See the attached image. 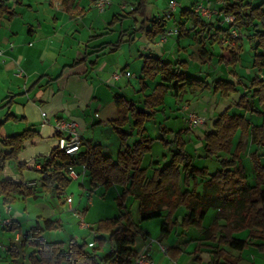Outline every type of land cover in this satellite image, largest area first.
Listing matches in <instances>:
<instances>
[{
    "label": "trees",
    "instance_id": "16d2710c",
    "mask_svg": "<svg viewBox=\"0 0 264 264\" xmlns=\"http://www.w3.org/2000/svg\"><path fill=\"white\" fill-rule=\"evenodd\" d=\"M67 1L62 0V3L66 5ZM215 1L222 5L224 15L234 17L235 28L239 31L235 39V50L229 52L230 58L219 56L218 63L230 67L238 64L242 41L240 33L250 32L248 40L254 50L251 68L255 74L236 107L245 113L259 115L261 123L251 125L245 116L231 114L229 109L212 120L201 142L203 158L214 160L219 166L215 171L194 165V158L187 151L183 137L189 129L172 132L160 125L157 140L169 157L167 155L168 158L160 166L148 173L142 163L145 156L152 152L155 139L147 135L145 124L155 119L164 105L165 96L171 93L178 100L187 91L207 90L225 98L238 92V83L222 79L207 82L206 79L187 74L184 71L186 62L164 61L153 53L142 56L143 64L138 79L142 100H128L118 94L113 98L117 117L109 125L120 144L115 159L105 155L100 144L89 143L87 149L75 159L56 147L38 171L42 191L54 193L60 199L72 182L68 177V167L85 166L92 188L99 185L105 189L112 185L121 188L117 199L121 213L96 223L92 229L95 235L94 246L86 242L78 243L76 234L70 237L65 248L63 242L46 243L42 238L43 232L60 230L62 226L58 220L39 219L42 222L40 225L22 235L21 246L34 249L27 257L29 264H132L139 254L135 250L137 238L145 239L149 234L134 223L125 210V199L128 196L138 202L139 222L158 218L163 220L157 242L168 238L177 229L183 232L192 230L201 236L192 254L199 253L201 247L209 248V261L206 264H240L241 257L232 255L225 248L240 253L252 246L264 254V164L261 163L264 155L258 154V150L264 149V78L260 77L264 70V0H260L257 5L246 0ZM146 4L147 0H139L137 7L123 18L138 16L144 19L137 31L144 33L147 40L154 43L165 34L166 28L163 20L152 21L147 29L144 27ZM195 7L192 5L182 9L180 17L192 21L194 28L199 29L191 38L202 46L200 57L203 62L210 64L213 57L210 49L214 44L221 45L218 36L224 33V29L216 28L214 35L206 37L213 26L202 20ZM67 13L77 16L83 10L78 7L68 8ZM13 15L7 1L0 0V20ZM178 33L179 38L190 37V30L183 26H180ZM123 37L121 34L114 44H110L111 51L119 49ZM157 77L160 82L150 94L145 95L148 88L146 82L154 81ZM10 103L11 100L7 105L10 106ZM10 120L17 119L7 113L5 121ZM170 133L173 134L172 139H168ZM237 133L239 137L232 149V141ZM38 136V132L26 129L20 134L0 137V196L3 205L12 204L15 194L23 199L35 195V189L27 186L24 181L3 180L1 175L7 162L17 161L24 143ZM246 137H250L251 144L257 149L251 158L253 185L248 182L241 160ZM131 138L134 140L129 142ZM17 169L23 170V166L17 164ZM181 209H185V213L179 220L176 214ZM209 210L216 211V214L212 223L204 227L203 222ZM12 229L18 230L17 227ZM242 231L248 232L244 239L234 237ZM105 247L107 251H104ZM180 253V248L172 247L165 254L174 258ZM12 257H18L16 249Z\"/></svg>",
    "mask_w": 264,
    "mask_h": 264
},
{
    "label": "crops",
    "instance_id": "0c3cea01",
    "mask_svg": "<svg viewBox=\"0 0 264 264\" xmlns=\"http://www.w3.org/2000/svg\"><path fill=\"white\" fill-rule=\"evenodd\" d=\"M6 1L7 6L14 15L11 18L4 17L0 20V51L3 54L0 61V123H2L0 126V137L4 138L20 134L26 129L38 132L39 136L24 143V149L18 155L17 161L7 162L1 175L3 180L24 181L27 186L35 189V195L23 199L18 194H15L14 202L10 205H3L2 197L0 196V243L3 246V249L0 250V264H29L26 259L34 249L30 247L28 253L24 250V253L22 252L23 256L20 258L21 247L17 246L16 243L21 242V237L25 232L36 228L42 223L39 219L58 220L62 226L60 230L64 229L65 224H70V222L77 220V216L69 209V205L66 203L67 197L64 196L58 199L59 204H53L54 201L50 200L49 204L51 206H46L49 210L46 217L37 212L36 215H33V219H30L34 221L33 228L28 229L30 226L25 221H18L17 218L28 212V206L31 208L39 200L45 199L44 197L50 194L42 191L41 175L38 171L52 149L57 147L59 134L54 128L55 119L67 118L74 120L78 124L85 141V145L80 152L85 151L89 143L100 144L104 154L115 159L120 150L117 136L115 135L117 140H113V142H104V140H101V133L96 132V128L98 126L110 127L109 122L116 119L117 110L113 101L116 94L122 95L128 100H142L138 82L143 64L142 56L153 53L164 61L186 62L187 66L184 71L187 74L189 69L193 67V62L199 61V64L202 67L206 66V68H212L216 64L219 69L222 67L226 70H224V74H218V76L215 75L217 70L212 72L209 75L211 82L222 79L238 83V92L232 93L228 97L222 98L218 94L209 92L210 98L205 96L204 101L196 100L191 104L193 111H204L210 115L207 125L201 124L193 130H188L189 132L187 133L190 134L189 141L194 140L199 143L201 150L203 133L210 129L212 120L226 109H229L231 114L245 116L251 125H259L261 123L262 119L259 115L245 113L236 107L240 96L245 94V88L248 86L255 71L251 68L250 74L245 76L242 72L239 73L237 71L238 64H236L237 66L235 65L236 67H230L223 63H218L219 56L229 59L230 55L227 57L220 54L216 60L213 48L215 44L210 49L213 53L211 63L205 64L200 57L202 46L197 41L191 40L193 35H191V31L188 38H179V33H177L168 36L166 40H162L163 36H160L154 43H150L144 33L137 31L144 19L138 17L139 19L137 20L135 19L137 16L123 18V16L129 14L137 7L139 0H137V4L132 0L131 4H129L130 10L126 12H123L126 7L122 3H126L128 0H111L103 11L95 7V0H69L66 5L62 3V0ZM213 2L216 3L215 0ZM194 5L196 6V3ZM76 7L83 10V13L77 16H71L67 13L68 8L74 9ZM153 9V4L147 0L144 23L146 29L150 27L152 21H160L159 17H162L161 15L153 16ZM132 18L134 23L130 21ZM117 24L120 27L118 39L123 34V43L119 46V49L111 51L112 47L110 44L115 42H102L101 39L106 35L110 26H117ZM212 28H210L209 35H205L206 37L215 34V31L211 34ZM195 29L199 31L198 28ZM174 37H176V40H173ZM189 39L200 50V53H197L194 57L193 62L189 57L192 52L184 44ZM208 40L206 41L208 42ZM102 45L104 47H101ZM252 46L253 44L250 43L249 47L253 50ZM126 47L128 55L124 51ZM208 47L207 44L206 48ZM120 56H123V61ZM132 59L135 63L137 61L140 68L138 76L135 77V83H132L133 79L130 73V62ZM190 72L194 74V71ZM126 73H129L130 76H126ZM262 73H264V70H262ZM262 73L260 77L264 78ZM199 76L209 82L207 75L198 74L194 77L199 78ZM224 76L229 79H224ZM159 82V77L154 81H147L148 88L144 94H150L154 86ZM129 94L133 97L129 98ZM212 97L215 100V104L204 105L207 100H213ZM10 100L11 105L8 106L7 104ZM165 100L176 99L167 94L164 104ZM163 107L164 105L160 111H162ZM235 110H239L238 113ZM7 113H10L17 120L5 121ZM187 113L188 111L181 114L182 122ZM88 129H91V134L87 132ZM111 131L114 133L112 129ZM171 131L175 132L174 130ZM186 135L183 136L184 139ZM172 137L173 135L170 138L172 139ZM238 137L239 133L235 135L232 141V149ZM109 138L112 139L113 137ZM112 147L114 149H111ZM256 150V147L250 142V137H246L242 153L249 156V173L252 179L250 181L248 179V182L251 185L254 183L251 158ZM203 154L202 151V157ZM258 154L264 155V149L258 150ZM241 160L244 167L243 159ZM262 160L264 158H261V163ZM17 164L22 165L23 170H18ZM207 168L210 169L209 166ZM217 168H214L213 171ZM75 171L80 173L81 166L76 165ZM85 178H88L86 173L78 180L71 179V181H80V179L84 180ZM70 206L84 218L87 209L81 211L79 205L77 207L74 206L73 200ZM50 207L51 209H49ZM213 214L215 215L216 211ZM13 227H17L18 230L12 229ZM78 229L82 230L79 225ZM143 230L147 231L146 229ZM23 231L24 233H22ZM176 231H178L177 234L180 235V238L174 245H172L174 243L172 240L167 242L162 240L160 243L157 241L153 242L150 233L147 231L149 236L141 240L139 247H137L138 243L136 240L135 250L140 252L145 246H149L151 257L156 264H206L209 261V248L201 247L199 253L192 254L197 246V241L201 240L202 237L194 234V236L192 235L189 238L186 235L187 233L185 234L181 229ZM234 237L242 239L238 234H235ZM157 238H159V235ZM149 240L153 243H158L159 246H167V250L172 247L180 248L181 253L171 258L167 254L162 253L157 244H149ZM189 240L192 241L189 242ZM85 242L89 246H94L95 243ZM203 244L213 245L211 243ZM14 249H16L18 254V257L15 258L12 257ZM225 249L234 256H240V264H264V254L259 253L252 246L249 247V255H247L248 253L245 254L246 249L240 253L229 248ZM104 251H107L106 247ZM257 254H260L259 256L262 259L261 257L257 258Z\"/></svg>",
    "mask_w": 264,
    "mask_h": 264
},
{
    "label": "rangeland",
    "instance_id": "374dc122",
    "mask_svg": "<svg viewBox=\"0 0 264 264\" xmlns=\"http://www.w3.org/2000/svg\"><path fill=\"white\" fill-rule=\"evenodd\" d=\"M149 1L153 4V7H154L153 16H160V15L162 16L161 18L159 17V19L164 21L166 31L172 30L174 28L179 29L180 26H183V28H185L186 30H190L192 32L191 35L194 34L193 32H196L198 30L193 27L192 21L186 20L180 17V11L184 8L191 7L195 3H196V7L199 4H203L204 7H206L205 8L206 11L202 12L201 18L205 22H208L209 24L213 26L211 30V34L215 31L216 28H221L222 30L224 29V33H221L218 36V39L221 41V46H218L217 44L213 46L216 60L220 54L228 57L229 52L235 50L234 49L236 46L235 39L237 38V35H239V31L237 30V28H234L235 26L229 28V26L226 24L223 18L224 14L221 11L222 5L220 3H217V2L214 3L213 0H174L177 3V8L172 10L169 8L168 1L170 0H149ZM246 1L251 2L252 5H257L260 3V0H246ZM131 2L132 0H128V2L122 3L126 7V9H123V12L130 10L129 4H131ZM133 2L136 3L137 0H133ZM135 19L138 20L139 19L138 16L135 17ZM130 21L134 23L133 18ZM169 24L170 26L168 27ZM108 29H107L106 35L102 37L101 41L110 42V43L116 42L119 36V31H120L119 24H117V26H110ZM240 34L242 36V41L240 43L242 51L240 52L241 55L239 54L240 61L238 63V66L237 65L236 66L238 67L237 71L239 73L242 72V74L247 76L250 74V71L252 70L251 62H252V56L254 54V50H252L249 47L250 42L248 41L247 36L248 34H250V32L242 31ZM162 40H164L163 37H162ZM173 40H176V37H174ZM191 40L189 39L185 41L184 44H186L189 51L192 52L190 53L189 57H190V60L193 62V60L195 59L194 57L197 55V53L198 54L200 53V50L195 46V43H193ZM124 51L126 52V55H128L127 47L124 49ZM120 57H121V60L123 61V56H120ZM133 61L134 60L132 59L130 62V73L132 74V79H133L132 83H135L136 82L135 77L138 76L140 68H139V64H137V61L136 63ZM193 64L194 65L192 68H190L191 70L189 69L188 74L193 75V76H196L198 74L202 76L207 75L209 82H211V77L209 75L212 72L217 70V72L215 71V75L218 76V74H224L225 73L224 70H226L222 67L221 69H219V67L216 66V64L213 65L212 68L210 67L206 68V66L202 67L201 64H199V61L193 62ZM190 71H194V74ZM199 78L202 79V77L200 76ZM223 78L229 79L227 76H224ZM169 94L172 96L171 93ZM205 96H208V98L211 97V95H209V92L207 90L196 91V92L187 91V93L181 96L178 100H165V104H164L162 111L157 113L155 119L145 124L147 135H149L152 139H155L152 152L145 156L143 163H142V167H147L148 173H150L153 170V168H155L156 166H160L166 160V158L169 157L168 153L162 148L161 144L157 140L160 136V132H159L160 125L166 126L167 129L169 130L171 129L174 131H179V130L184 131V125L181 120V114L187 111L196 112L191 109V104L194 103L196 100L204 101ZM128 97L132 98L133 96L129 94ZM214 98L216 99L215 95H214ZM214 98L213 100H210V99L207 100L205 104L203 102L201 103L207 106L213 105L215 104ZM235 111L236 113H238L239 110H235ZM196 113L199 116H201L202 119H204V121L201 124L207 125L208 119H210V115L204 111H199ZM96 129H97L96 132L101 133L100 135L101 140H104V142L110 143V142H113V140H117L115 134L112 133L110 127L98 126ZM87 132L91 134V129H88ZM171 135L173 134L172 133L169 134V139H171L170 138ZM189 136L190 134H187L185 136V141L187 143L186 149L189 153L192 154L194 158L193 160L194 165L198 168L209 166L210 171H213L214 168H217V163L214 160L205 159L202 157V150L200 148L199 143H197L194 140L189 141ZM109 137H113V138L110 139ZM133 140L134 138L130 139V142H132ZM111 149H114V147H112ZM163 155L165 156L163 157ZM241 159H243L244 168L246 169V174L248 175V179L250 181V179L252 178L249 173L250 161H249L248 154L242 153ZM262 164H264V160H262ZM120 191H121L120 187L113 186V185L108 187V189H105L103 186H100V185L97 186L96 188H92L88 178H85L84 180L80 179V181H72L63 196L71 198L74 201V206L77 207V205H79V209L81 211L87 209L86 215L83 218V222L87 224L88 227L82 230H79L78 229L79 220L77 219L73 222H70V224L72 225H70L69 223L65 224V227L63 230H54L51 232L43 233L42 235L43 240L46 243H52V242L54 243V241L63 242L64 248H65L66 245L68 244L70 237L73 236L74 234H77L78 243H82L85 241H90L91 243L94 242L95 235L92 229L96 226V223L99 220L117 217L121 213L118 207V203H117V199L119 197ZM44 198L45 199L43 200H39L31 208L28 206V212L25 214L23 213V215L17 218L18 221H25V223H27V225L30 226L28 229L34 227V221L30 219L33 217V215H36V212L40 213L41 215H44L45 217L48 215L47 212L49 210L47 209L46 206H51V204H49L50 200H52V202L54 201L53 204L54 203L59 204L58 197L54 193H50L47 197H44ZM49 209H51V207ZM125 210L129 213L131 220L134 223L139 224L142 229H146L150 233L151 240L153 242H156L157 237L160 233V228L163 223V220L161 218H158V219H153L149 221L139 222L138 202L131 196H128L125 199ZM184 211L185 209H181L180 211L177 212L176 217L179 220L182 218V215L185 213ZM213 212L214 210L208 211L204 219V222H203L204 227H208L212 223L214 216H215ZM24 230H25V227H24ZM7 232L10 233L11 231H7ZM22 233H24V231ZM177 233L178 231H176L175 233H172L168 238L163 239V240L165 242H167L168 240H172L174 242L172 245H174L176 242L179 241V238H180V235H178ZM185 234L189 238L192 237V235L194 236V234L197 235V233L192 230L186 231ZM247 234H248L247 231H242L241 233H238L239 237H242V239L245 238ZM141 240H142L141 237L137 238V243H138L137 247L140 246L139 244L141 243ZM151 240L148 241L149 244L152 243L153 245L155 244L158 245V243H153ZM16 245L21 247L20 248V252H21L20 258H22L24 250L26 251V253L29 252L28 250L30 247L28 246L22 247L21 242L16 243ZM149 248L150 247L148 246L147 247L148 258L152 260L154 264H156L154 259L151 257ZM158 248L161 252L162 250L160 248L167 250V246L158 245ZM245 251H246L245 252L246 254L250 252V249L247 248ZM247 255H249V253ZM259 255L260 254H257L256 257L257 258L261 257ZM26 262H27V259H26Z\"/></svg>",
    "mask_w": 264,
    "mask_h": 264
},
{
    "label": "built area",
    "instance_id": "2783aa9c",
    "mask_svg": "<svg viewBox=\"0 0 264 264\" xmlns=\"http://www.w3.org/2000/svg\"><path fill=\"white\" fill-rule=\"evenodd\" d=\"M111 0H95L94 4L95 7L98 8L100 11H103L106 6L110 4ZM177 7V3L174 0L169 1V8L174 10ZM203 4H199L195 11L201 16L202 12L206 11ZM224 21L226 24L230 27H234V17L232 15H223ZM235 28V27H234ZM233 29V28H232ZM178 33V29L174 28L172 30H167L165 34L163 35V39H166L171 34ZM3 54L0 51V61ZM126 76H130L129 73H126ZM204 119H202L201 116H199L196 112H188L183 120L184 128H187L189 130H193L197 128ZM54 128L58 132V141H57V147L59 150H61L64 154H66L70 158H77V155L80 153L81 148L85 145V141L83 139V136L81 134V131L79 130L78 124L71 119L67 118H58L54 120ZM86 173L85 166L81 165V171L80 173L75 171L74 166L68 167V177L72 180H78L80 177H83ZM71 202L72 199L67 197L66 203L69 205V209L72 210L75 215L77 216V219L79 220V226L80 228L84 229L87 228L88 225L83 222V216L79 214L76 210H73L71 208ZM3 249L2 244L0 243V250ZM163 253H166V250L163 248H160ZM147 247H144V249L139 252L138 256L135 258L132 264H154L152 260L148 258L147 253Z\"/></svg>",
    "mask_w": 264,
    "mask_h": 264
}]
</instances>
